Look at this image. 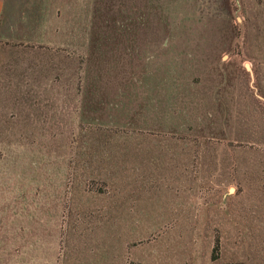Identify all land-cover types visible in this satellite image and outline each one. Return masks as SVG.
I'll return each instance as SVG.
<instances>
[{"label":"rangeland","instance_id":"374dc122","mask_svg":"<svg viewBox=\"0 0 264 264\" xmlns=\"http://www.w3.org/2000/svg\"><path fill=\"white\" fill-rule=\"evenodd\" d=\"M0 264H264V0H0Z\"/></svg>","mask_w":264,"mask_h":264}]
</instances>
